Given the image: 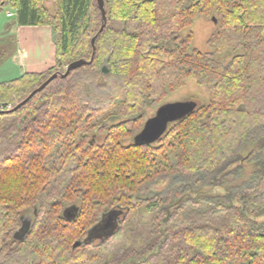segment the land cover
Listing matches in <instances>:
<instances>
[{
	"label": "trees",
	"instance_id": "trees-1",
	"mask_svg": "<svg viewBox=\"0 0 264 264\" xmlns=\"http://www.w3.org/2000/svg\"><path fill=\"white\" fill-rule=\"evenodd\" d=\"M54 1L50 13L9 0L18 25L52 27L56 60L0 83V264H264V0H104L101 33L98 0ZM213 13L204 53L180 33ZM96 35L91 64L16 109L90 60ZM229 49L244 51L214 57ZM192 75L210 103L153 143L125 144ZM116 208L125 240L110 257L91 235Z\"/></svg>",
	"mask_w": 264,
	"mask_h": 264
},
{
	"label": "rangeland",
	"instance_id": "rangeland-1",
	"mask_svg": "<svg viewBox=\"0 0 264 264\" xmlns=\"http://www.w3.org/2000/svg\"><path fill=\"white\" fill-rule=\"evenodd\" d=\"M44 5L45 7H47L50 13H55L56 3L54 0H44ZM14 11L15 10L10 4L9 0L6 1L5 4L2 6V8L0 9V83L18 78V76L21 75L22 74L21 72L24 70V68L22 69V67L20 66V61L18 57V50H19L18 26ZM8 13H11V16H9ZM220 25H221L220 18L216 13H213L208 16L201 15L196 17L191 27L181 31L180 35L185 36L189 32H192L193 47L204 53L214 52L215 48L211 46L209 40L212 37V35L219 30ZM44 26H48V25H44ZM243 51H244L243 49H238V50L229 49L224 53L217 52L214 55V57L217 60L226 64L231 60L234 54L241 53ZM210 101H211V92L208 86L200 84L198 82L197 77L195 75H192L187 80H185L184 85L181 86L179 89H177L174 92H169L162 103L160 104L156 103L151 106H148L146 108L145 122L149 119L156 117L160 107L165 104L182 102L198 107V106L208 105ZM11 106L12 104H9L8 108H10ZM176 121L177 120L170 121L167 125L166 130L170 129L176 123ZM143 127L140 130H138L137 133H140ZM96 138L101 141L103 139V136L99 135L96 136ZM134 142H135L134 138L124 140L125 144H130ZM246 169L247 170L245 174H242V177L240 179L247 178L250 172H252L251 165H247ZM77 204L79 205L80 203L77 202ZM69 211H72V208H70ZM126 212L127 209L125 208H116L114 210L108 211L104 215L106 218L104 219L102 218V221L105 223V227H106V223L107 224H110V222L112 223L108 225L106 228L105 227L102 228L101 226L91 235L92 238L91 240L93 241V243L96 245H100L103 251L108 252L110 254V257H112V254L115 253V250L118 247L122 246V243L125 240L123 238V230L119 229L118 223L125 216ZM141 214L142 213L140 211L139 213L132 215L133 222L138 223ZM24 219L29 220V225H28L29 228V226L32 224L33 213L31 211H28L24 215ZM105 219L106 221H104ZM113 225L115 226L113 227ZM18 232L21 231L18 230ZM132 234L133 233H130L129 236H131ZM111 235L112 237L109 239ZM132 237L133 236H131V239L127 242L128 245L133 241ZM18 240L19 237H14L12 240H10L9 243H11L12 247L16 246Z\"/></svg>",
	"mask_w": 264,
	"mask_h": 264
},
{
	"label": "water",
	"instance_id": "water-1",
	"mask_svg": "<svg viewBox=\"0 0 264 264\" xmlns=\"http://www.w3.org/2000/svg\"><path fill=\"white\" fill-rule=\"evenodd\" d=\"M99 7L102 12V19L103 24L99 30V33H101L106 24H107V12L105 8V1L104 0H98ZM98 33V34H99ZM97 35L92 39V45L94 48V52L92 55V58L90 60L87 59H78L73 61L67 68V71L63 74L60 73H54L51 75L44 83H42L38 88L33 90L30 95L24 99L21 103H19L16 106V109L20 108L24 104H26L37 92L43 90L52 80L57 78L59 75L62 77H67L68 74L77 68H80L84 65L91 64L94 59L96 47H95V41H96ZM103 73H108L109 68L107 65H104L102 68ZM194 108H196L194 105L188 104V103H172V104H165L162 105L158 111V114L156 117L149 119L146 121L143 129L135 136V143L136 144H149L155 142L167 129V125L170 121L173 120H180L184 116H186L188 113H190ZM81 245L80 241H76L74 243V248Z\"/></svg>",
	"mask_w": 264,
	"mask_h": 264
},
{
	"label": "crops",
	"instance_id": "crops-1",
	"mask_svg": "<svg viewBox=\"0 0 264 264\" xmlns=\"http://www.w3.org/2000/svg\"><path fill=\"white\" fill-rule=\"evenodd\" d=\"M17 26L18 57L20 66L24 68L21 73L44 72L53 67L56 60V45L52 28L39 25Z\"/></svg>",
	"mask_w": 264,
	"mask_h": 264
},
{
	"label": "built area",
	"instance_id": "built-area-1",
	"mask_svg": "<svg viewBox=\"0 0 264 264\" xmlns=\"http://www.w3.org/2000/svg\"><path fill=\"white\" fill-rule=\"evenodd\" d=\"M9 16H11V13H8Z\"/></svg>",
	"mask_w": 264,
	"mask_h": 264
}]
</instances>
